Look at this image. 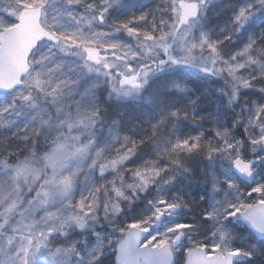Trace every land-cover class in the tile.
<instances>
[{"label":"snow or ice","instance_id":"6c2138e0","mask_svg":"<svg viewBox=\"0 0 264 264\" xmlns=\"http://www.w3.org/2000/svg\"><path fill=\"white\" fill-rule=\"evenodd\" d=\"M63 2L59 15L70 28L46 16L47 0H0V90L11 92L0 104V264H105L109 254L108 264H175L181 247L182 264L264 255V243L232 247L239 234L227 223L242 217L264 240V182L244 192L216 171L221 160L249 178L264 167V0L225 4L234 10L217 38L211 28L193 33L206 0H156L122 19L109 15L119 0ZM245 25L246 42L225 55ZM119 32L130 40L110 38ZM172 66L199 68L222 84L212 92L163 75L152 83ZM126 99L144 102L145 118L132 128L138 137L120 131L123 113L106 115ZM223 107L231 127L218 126ZM186 122L194 132L181 133ZM149 145L148 158L126 166ZM81 172L101 182L76 197ZM153 187L148 214L119 223L123 208ZM182 210L194 222L153 230ZM104 224L110 232H88Z\"/></svg>","mask_w":264,"mask_h":264},{"label":"rangeland","instance_id":"374dc122","mask_svg":"<svg viewBox=\"0 0 264 264\" xmlns=\"http://www.w3.org/2000/svg\"><path fill=\"white\" fill-rule=\"evenodd\" d=\"M156 0H119L118 4H114L113 7L110 9L109 11V15L111 17L117 18V19H122L125 18L129 15H131L132 13H140L142 11H146L149 7L154 6L155 5ZM245 0H208V9H207V13L206 16L202 15L200 17L197 18L196 20V24L193 27V33L198 35L200 31H206L208 29H213L211 35L213 36V38H217L218 36H223L224 32L219 31V29L223 28L228 21L231 19V12L234 9H228V8H224L225 4L228 3H236V4H242L244 3ZM66 8L65 3L63 2V0H47V3L45 4V14L48 17H59V19L61 20V22L63 23V25L65 27H72L73 25L71 24V22L69 21V19L66 16H60L59 14L62 13ZM221 9H223L221 11ZM254 19H259V17H256ZM215 23V24H214ZM99 27L101 28H105L106 26L104 25H100ZM244 32H241V34H239L240 36L233 40L232 42H239L238 46L236 47L233 46L231 47V44L224 49V54L225 55H230L232 51H235L237 48L241 47L242 44L244 42H246L247 40V36L250 32V29L248 28V26L246 25L244 27ZM218 34V36H217ZM220 34V35H219ZM111 39L113 40H121V41H129L130 38L127 36L126 33L123 32H119V33H113L110 36ZM40 48L41 50L47 46V43L44 41L40 42ZM231 47V48H230ZM69 59H76L75 57H69ZM179 67H185V66H175L173 68H170L168 70H166L163 74H157L156 77L153 78L152 83H155L157 80L160 79L161 75H163L166 78L169 79H187V81L189 82V84L194 87V85H192V83L190 82V77L189 74L183 72V71H177L176 69L180 70ZM176 70V71H174ZM11 92L8 93H1L0 94V104L3 103H7L9 100ZM106 95V93H103L102 90L97 92V96L100 99H103L104 96ZM168 102V101H166ZM144 102L142 100H130V99H126L122 102H112L108 112H107V118H112L114 116H117V114L119 113H123V119L121 120V125H120V131L122 133H127V134H131V135H135V136H139V130L137 129L136 131H132L133 125L134 124H138L140 123L144 118V108H143ZM131 116V118H129ZM216 119L217 121L220 122V124H218V126H220L222 124V126L225 125V120L223 117H218V115L216 114ZM187 123V122H186ZM184 125L181 126V133H186L188 131L182 129ZM207 127V125H206ZM194 128L191 130L194 132ZM153 153V147L151 145L146 146L142 149V151L136 153L133 156V159L131 161V166H135L136 164H138L139 162H141L143 159L148 158L151 154ZM28 153L26 152V155ZM79 165H73V167H77ZM216 171L218 173V175H220L221 177L225 178V179H236V181L238 182V184L240 185V187L243 189L244 192H246L248 190L249 187L253 186L255 183H259V182H264V167H260L257 169V173H254V177L253 180L251 181V183L249 182H245V181H241L237 174H235V172H233L232 170V166L231 164L227 161V160H221L218 162L217 166H216ZM95 181L97 183L101 182L100 178L98 176H94L91 178V180H89L84 174L83 172L80 173L79 175V181L76 183V185L73 188V195L78 197L81 193V191H84L87 189V187L90 186L91 182ZM192 187H196V188H204L205 186L202 184H197V185H193ZM155 192V191H154ZM204 203V202H202ZM146 211L144 212H140V215H147L148 212L150 211V205L144 208ZM138 214L135 213L134 211H130V209H128L124 214H119L117 217V220L119 223L123 224L127 221H129L128 219H130L131 217H137ZM186 219V216L182 215H165L163 217V221L161 222L160 226L157 228H153L154 231H159V230H163L162 228V224H171V223H177V222H184V220ZM229 220H231V218H229ZM229 227L231 229H233L236 233H238V236H235L231 239L230 244L232 247H245L247 243H257L258 245L261 243H264V240H258L256 237H254V235L250 232V231H246L244 229H241L239 227H232L231 223L228 221L227 222ZM88 230H93L96 232H110L111 229L108 227V225L104 224V225H95L94 229L90 228ZM93 241H96V237H92ZM16 242L17 244L20 243V239L19 237H16ZM4 243L3 239L0 242V246H2ZM186 246V245H185ZM107 251V250H106ZM109 256H106L105 259V264H108L109 261ZM261 255H257L253 260L254 261H260ZM75 258H61L60 260V264H71V262L74 260ZM182 259H183V247L180 248V251L176 253V257H175V264H182ZM259 264V263H256Z\"/></svg>","mask_w":264,"mask_h":264},{"label":"trees","instance_id":"16d2710c","mask_svg":"<svg viewBox=\"0 0 264 264\" xmlns=\"http://www.w3.org/2000/svg\"><path fill=\"white\" fill-rule=\"evenodd\" d=\"M207 3H208V0H206V6H205L204 11L202 13L203 16L204 15L206 16V13H207V9H208ZM202 15H200V16H202ZM244 29L245 28H243L241 32H244ZM239 34H241V33H239ZM239 34L237 35L238 37L240 36ZM217 36H218V34H217ZM238 44H239V42H232L231 43V47H233L235 45L237 47ZM173 67H175V66H172V68ZM179 68H180V70H178V69H176V70L177 71H183V72L189 74L190 77H193V78H190V82L192 83V85H194V88H207L210 91L215 92L216 89H218L221 86V84H222V81H220L219 78L212 77V76L202 72L199 68H195V67H192V66H185L183 68L182 67H179ZM176 70H174V71H176ZM241 91H242L243 94H254L255 93V90H253V89H242ZM217 95H219V94H217ZM221 103L224 104V103H226V101L223 98H221ZM230 112H231L230 109H228L227 107H223L217 113L218 117H220V118L223 117L224 118V120H225V125L224 126L225 127H231V115H230ZM193 128L195 129V126L191 125L190 123H185L184 126L182 127V129H184L186 131H190ZM242 131L243 130H242L241 127L233 129V132L236 135H238V136L242 133ZM43 151H45V149L41 148L40 149V153H42ZM242 151H243V149H242ZM132 159H133V157H131L126 162V166H131ZM192 163H193V167L198 169V167H199L198 160L194 159ZM37 166H40V165L38 164ZM165 187H166V190L169 193H171L172 191L176 190L177 186H165ZM154 191H155V188L153 187L152 188V193H147L146 192L145 194H143L141 199L136 200V201L133 202V206L131 208H127V207L123 208L122 214H124L128 209H130V211H134L135 213H137L138 216L137 217H131L128 220L130 221V220L139 218L142 215V214L140 215V212L146 211L144 209L146 207V198L150 199L152 197V194L155 193ZM178 215H180V216H182V215L184 216L185 215L186 216V219L184 220V222H188V223L194 222L192 217H193V215H195V213H188L187 210H182ZM196 218L199 219L198 216ZM229 222L231 223L232 227H239L241 229H244V230L248 231L247 228L245 226H243L239 222L238 223L237 222H232L231 220H229ZM76 231L80 232L81 230L77 229ZM88 232L91 233V232H93V230H88ZM202 234H204V233H202ZM2 239L3 238H0V242H1ZM259 259H260V261H254L253 259L246 258V261H244L243 263H240V264H256V263L264 264V255H261V257Z\"/></svg>","mask_w":264,"mask_h":264},{"label":"water","instance_id":"95a60500","mask_svg":"<svg viewBox=\"0 0 264 264\" xmlns=\"http://www.w3.org/2000/svg\"><path fill=\"white\" fill-rule=\"evenodd\" d=\"M7 92H10V90H0V93H7ZM232 170H233V172H235V174H237V176L242 181L251 183V181L253 180L254 175H253V177L249 178V177H245L242 174H240L234 167H232ZM180 212L181 211H179L178 213H180ZM162 220H163V217H162ZM231 220L233 222H238V221L241 222L244 226H246V228L248 230H250L254 234L255 237H257V239H259L260 241L262 240V238L258 234H256L255 230L251 227V225L247 221H245L242 217H233V218H231ZM159 226L160 225L154 226V228H157ZM245 258L246 257H244V258H240V257L234 258V264H240V262H243V261L246 260Z\"/></svg>","mask_w":264,"mask_h":264}]
</instances>
